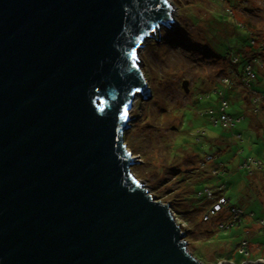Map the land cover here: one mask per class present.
Returning a JSON list of instances; mask_svg holds the SVG:
<instances>
[{"label":"water","instance_id":"obj_1","mask_svg":"<svg viewBox=\"0 0 264 264\" xmlns=\"http://www.w3.org/2000/svg\"><path fill=\"white\" fill-rule=\"evenodd\" d=\"M173 11L0 0V264H204L124 139L135 98L150 96L138 51Z\"/></svg>","mask_w":264,"mask_h":264},{"label":"rangeland","instance_id":"obj_2","mask_svg":"<svg viewBox=\"0 0 264 264\" xmlns=\"http://www.w3.org/2000/svg\"><path fill=\"white\" fill-rule=\"evenodd\" d=\"M168 1L174 8L171 27L162 26L138 51L150 96L135 98L130 111L132 126L124 135L128 150L138 161L132 173L170 205L187 233L189 252L202 263L219 264V259L233 264L257 262L264 258V231L259 232L262 226L257 227L248 218V212L264 219V170L253 171L252 175L240 166L247 156L264 159V107L259 114L253 111V107L264 102L258 100L260 93L247 89L250 79L256 78L254 67L259 65L258 75L264 76V49L258 54L251 51V34L238 27L233 16H228V8H234L235 17L256 31L253 38L259 47L264 43V0ZM215 20L224 28L225 35H209L213 27L208 23ZM228 26L234 27L236 34L228 37ZM240 51L249 66L244 64ZM235 65L243 69V79L237 76ZM184 81L189 82L188 93L182 86ZM215 86L224 89L220 98ZM260 90L264 94V86ZM219 99L229 100L230 116H240L233 129L216 126L212 120V111L220 116ZM238 134L243 140L238 139ZM220 153L218 160L230 169L229 186L227 179L223 180L228 187L225 195L231 205L245 210L244 222L230 229L217 227L221 220L228 221L227 208L213 216L212 221L203 218L216 202L199 195L207 187L218 186L217 177H204L212 175L213 160ZM182 173H188L192 179L199 175L189 185L190 192L185 197L188 188L175 179ZM199 178L202 180L197 182ZM214 194L220 196L218 191ZM203 205L206 209L202 212ZM213 227L211 235L208 230ZM246 239L251 241L250 257L238 251Z\"/></svg>","mask_w":264,"mask_h":264},{"label":"trees","instance_id":"obj_3","mask_svg":"<svg viewBox=\"0 0 264 264\" xmlns=\"http://www.w3.org/2000/svg\"><path fill=\"white\" fill-rule=\"evenodd\" d=\"M228 16H233L236 20H237V23H236V25L238 26V27H243V28H245V29H247V31L251 34L250 36H251V45H252V47L253 48H250L251 49V51L252 52H255L256 54H258L259 52H261L262 50H261V48H263L264 49V43H262L259 47H257L256 46V43H257V41L253 38V34L254 33H256V31H254V29L252 28V26L250 25V24H248V23H245V22H243V21H239L235 16H236V13H235V9L233 8V9H230V8H228ZM208 26H212L213 27V33H210L209 35H211V36H213L214 34H216V35H225V31H224V28L223 27H220V25H219V23L215 20V21H210L209 23H208ZM218 28H219V32H216V30H218ZM233 34H236V30H235V28L234 27H229L228 26V37H230V36H232ZM255 47V48H254ZM257 49H260L259 51H257ZM231 53H233L234 54V51H230ZM241 52V51H240ZM241 54H242V52H241ZM236 55V54H235ZM242 60H243V62H244V64H245V59H244V55L242 54ZM255 60H257V59H255ZM254 60V61H255ZM246 66H249L250 64L249 63H247L246 62V64H245ZM238 65H235V66H233V67H235V71H236V73L238 74L237 76L238 77H240V78H244V76H245V73H244V71H243V69H239V66L237 67ZM259 69H260V67H259V65H258V67H254L253 68V71H252V69H251V71L252 72H254L255 73V75H256V78H252V79H250V81L248 82L249 83V87L247 88V89H249V90H251V91H255V92H258V93H260L261 94V100L260 101H263L264 102V94H263V92L260 90V87L261 86H264V83H262V80H264V76L263 77H260L259 75H258V72H259ZM262 70H264V69H262ZM247 82V81H246ZM222 86H223V88H224V85L222 84ZM221 89V88H218V87H214V89H215V92H216V94H217V96H218V98H220V94L223 92V90L224 89ZM227 92V91H226ZM226 92H225V94H226ZM245 99H247L246 97H245ZM220 100V114H222V100L221 99H219ZM227 102V104H228V108L226 109V113H227V110L229 109V107H230V105H229V100L228 101H226ZM264 107V103H258V105L256 106V107H253L254 109H253V111H255L256 113H255V115L256 114H259V111H260V109L261 108H263ZM264 109V108H263ZM213 113V116H214V118H212V120H214L215 118L216 119H218L219 117H216V115L214 114V111H212ZM228 114V113H227ZM228 116L230 117V118H232L234 121H237L238 119H239V117H237V118H233L232 116H230L229 114H228ZM237 123V122H236ZM235 123V124H236ZM221 124H218V125H216V126H220ZM234 127H232V128H228V129H233ZM239 135V134H238ZM241 140H243V137H242V135H241V139H240V141ZM218 153H215V155H217ZM218 156V155H217ZM220 157H222V154L220 153L219 154V157L217 158V159H215V161L213 160V164H214V166H213V168H212V172H210V173H212V175L210 174L209 176H207V175H205V177L204 178H207V177H211V176H213V177H217L218 179H219V182H217L218 183V186L217 187H213V188H215V189H218L219 187H221V186H225L226 184L223 182V180H225V178L227 179V181H228V186H229V183H230V179H229V177H230V174H229V171H230V169L229 168H227L226 167V165H224V163H221L218 159L220 158ZM246 159V160H245ZM243 161H242V163H241V169L244 171V170H247V169H244L243 168V164L248 160V159H254L255 161H260V162H262L263 163V166H264V159H261V158H254V157H250V156H247L246 158H245ZM206 160V159H205ZM204 160V161H205ZM203 161V160H202ZM208 162V161H207ZM215 162V163H214ZM205 163V162H204ZM206 165H207V163H206ZM261 167V168H258V169H249V170H247V173L248 172H250V174H252L253 175V171L255 172V171H258V172H262V170H264V167ZM247 173H245V174H247ZM198 176L199 175H195V177L196 178H198ZM195 177H193V179L195 178ZM175 179L176 180H178V183L182 186V185H185V187H187L188 189H187V191H185L184 192V197H185V195L188 193L189 194V192H190V189H189V185L191 184V183H194L193 182V179H192V176L191 175H188V173H182L181 175H177L176 177H175ZM229 179V180H228ZM197 180V179H196ZM200 180H202V179H198L197 180V182L198 181H200ZM195 181V180H194ZM208 188V187H207ZM206 189V188H205ZM225 190L226 189H228V187H225L224 188ZM219 193H220V195L221 196H225L226 197V195H225V192H224V190H221V191H218ZM224 193V194H223ZM220 197V196H219ZM227 198V197H226ZM228 199V212H229V214H231V210L233 209V208H237V209H239V210H241V213H240V215H237L236 216V218L235 219H233L232 217H231V215H229V219H228V222H225L224 224V226L223 227H219L218 226V224H217V227L218 228H220V229H230L232 226H239L240 224H242L243 222H244V219H245V210L243 209V208H240V207H238V206H235V205H231L230 204V199L229 198H227ZM188 203V202H187ZM189 204V203H188ZM206 207H207V204H206ZM206 207H205V205H203V207L201 206L200 207V209L202 210V212L206 209ZM249 213V216H248V218L250 219V220H253L254 221V223H256V225H257V227L258 226H261V223L262 222H264V219H261V218H259V219H257L256 218V216H255V213L254 212H252V211H249L248 212ZM218 217H220V216H218ZM217 217V218H218ZM212 221V220H211ZM221 221H224V220H221ZM220 221V222H221ZM262 231H264V228L262 227V228H259V232H262ZM208 232L212 235L213 234V232H214V227L213 228H211V229H209L208 230ZM249 232V231H248ZM249 233H251V232H249ZM244 241H247L248 243H251V241H249L248 239H246V240H243L242 242H244ZM242 242L240 243V245H239V253L240 254H242V255H246V256H248V257H250L251 256V251H250V247L249 246H247V252H248V254H245V253H241L240 252V248H241V246H242ZM263 246H264V244H263ZM261 258V257H260ZM258 259V258H257ZM221 261H223L222 259H219V260H217V262H221Z\"/></svg>","mask_w":264,"mask_h":264},{"label":"built area","instance_id":"obj_4","mask_svg":"<svg viewBox=\"0 0 264 264\" xmlns=\"http://www.w3.org/2000/svg\"><path fill=\"white\" fill-rule=\"evenodd\" d=\"M248 71L249 72H251V69L250 68H248ZM249 87V86H248ZM253 92V91H252ZM254 93H258V92H254ZM221 95V94H220ZM258 100L260 101L261 100V96L258 98ZM255 101V100H254ZM228 108V104H227V102H225V101H223L222 102V114H220V117L218 118V119H214L213 120V122H214V124L215 125H218V124H221L224 128H232V127H234L236 124V122H239L240 120H237V121H234L232 118H230L229 116H228V114L226 113V109ZM213 113V112H212ZM238 139H241V135L239 134L238 135ZM207 159H209V160H213L212 159V156H207ZM215 159H217V158H215ZM263 166V163L262 162H260V161H255L254 159H248L244 164H243V167H244V169H247V170H249V169H258V168H261ZM264 167V166H263ZM225 188V186L223 185V186H221V187H219L218 189H215V188H206V189H204L203 191H201L200 193H199V195L201 196V197H206V198H208L209 200H212V201H214V202H216V203H213L212 204V206H211V209H209L206 213H205V215H204V219L206 220V221H211V220H213L212 219V217L213 216H215L216 214H218V213H220V212H222L221 210H224L225 208H227V209H225L227 212H228V199L225 197V196H221L220 195V197H216L215 196V192L216 191H221V190H225L224 189ZM215 199V200H214ZM240 213H241V210H239V209H237V208H233L232 210H231V214H229V215H231V217L233 218V219H235L236 218V216L237 215H240ZM228 222V221H227ZM225 221H221L219 224H218V226L219 227H223L225 224ZM261 226L264 228V222H262L261 223ZM247 246H249V243L247 242V241H244V242H242V246H241V248H240V252L241 253H245V254H248V252H247ZM258 261H262V262H264V258H259V260ZM248 262H251V261H248Z\"/></svg>","mask_w":264,"mask_h":264},{"label":"snow or ice","instance_id":"obj_5","mask_svg":"<svg viewBox=\"0 0 264 264\" xmlns=\"http://www.w3.org/2000/svg\"><path fill=\"white\" fill-rule=\"evenodd\" d=\"M131 56H132V59L135 61V59H136V52H135V50L132 51Z\"/></svg>","mask_w":264,"mask_h":264},{"label":"clouds","instance_id":"obj_6","mask_svg":"<svg viewBox=\"0 0 264 264\" xmlns=\"http://www.w3.org/2000/svg\"><path fill=\"white\" fill-rule=\"evenodd\" d=\"M248 262V261H247Z\"/></svg>","mask_w":264,"mask_h":264}]
</instances>
